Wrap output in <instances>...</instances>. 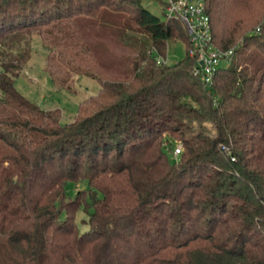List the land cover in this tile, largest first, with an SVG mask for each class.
<instances>
[{"label":"trees","instance_id":"trees-1","mask_svg":"<svg viewBox=\"0 0 264 264\" xmlns=\"http://www.w3.org/2000/svg\"><path fill=\"white\" fill-rule=\"evenodd\" d=\"M260 2L206 0L236 48L208 85L143 0H0V264H264ZM35 35L58 89L101 84L71 122L16 87ZM171 39L187 55L158 63Z\"/></svg>","mask_w":264,"mask_h":264},{"label":"rangeland","instance_id":"rangeland-1","mask_svg":"<svg viewBox=\"0 0 264 264\" xmlns=\"http://www.w3.org/2000/svg\"><path fill=\"white\" fill-rule=\"evenodd\" d=\"M260 3L264 4V0H261ZM143 4L161 19H166L165 9L160 0H143ZM262 13H264V10ZM47 53L41 38L35 35L32 40L31 58L23 68L21 74L17 77L16 87L26 98L38 104L43 109L59 108L62 114V122L68 123L77 115L80 103L91 95L96 94L101 84L97 79L89 76H76L70 91L67 89H58L54 85L52 77L45 69ZM166 55L168 63H173L184 58L187 55L186 41L182 39L169 40ZM206 125L211 131L213 130V133L215 132V127L212 123H207ZM180 144L178 143L176 147ZM87 188L88 186L85 182H69L66 187L67 193L72 199L77 196V192L80 189ZM85 197V192H82L79 200L84 201ZM65 214L63 213V216ZM86 217V212L82 208L77 211L76 221L83 230L88 228V224L83 222V219Z\"/></svg>","mask_w":264,"mask_h":264},{"label":"built area","instance_id":"built-area-1","mask_svg":"<svg viewBox=\"0 0 264 264\" xmlns=\"http://www.w3.org/2000/svg\"><path fill=\"white\" fill-rule=\"evenodd\" d=\"M163 7L167 18L182 20L189 32V54L195 58L194 72L211 85L223 63L231 61L235 47L223 49L215 44L211 17L206 11V0H165ZM260 26H258V30ZM158 63L167 64V57L156 55ZM182 145L175 148L180 153Z\"/></svg>","mask_w":264,"mask_h":264}]
</instances>
